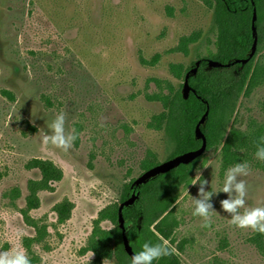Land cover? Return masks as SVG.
I'll list each match as a JSON object with an SVG mask.
<instances>
[{"label": "rangeland", "instance_id": "1", "mask_svg": "<svg viewBox=\"0 0 264 264\" xmlns=\"http://www.w3.org/2000/svg\"><path fill=\"white\" fill-rule=\"evenodd\" d=\"M215 39L212 0H0V252L15 248L37 256L38 264H91L98 214L120 204L127 183L171 159L170 99L186 70L215 53ZM249 69L258 80L238 102L242 129L248 118L264 126V48ZM61 113L66 133L74 129L77 137L67 152L43 144ZM220 150L205 152L193 172L214 193L210 226L193 215L199 183L192 180L176 203L175 239L187 240L179 264H264L254 231L231 225L220 206L228 198L220 192L227 170L246 163L249 174L237 178L247 187L240 212L264 207L263 161L229 162ZM33 161H50L62 172L29 213L46 229L43 237L20 213L28 181L40 178L28 168ZM64 199L74 209L59 223L53 207ZM115 221L100 222L96 237L111 251ZM102 264L117 262L111 256Z\"/></svg>", "mask_w": 264, "mask_h": 264}, {"label": "trees", "instance_id": "2", "mask_svg": "<svg viewBox=\"0 0 264 264\" xmlns=\"http://www.w3.org/2000/svg\"><path fill=\"white\" fill-rule=\"evenodd\" d=\"M213 26L216 31L215 53L206 58H199L200 66L195 76L188 79L192 92L185 99L178 89L171 97L165 118V132L172 147L170 158L194 151L201 146V141L195 138V128L200 119L207 112L201 131L206 138V151H217L221 147L224 160L234 162L241 156L245 159L256 158L255 153L260 140L264 137V126L259 125L252 118H248L245 128L236 126L237 107L241 95L246 90L250 92L252 83H256L258 76L255 73L249 77V68L255 56L264 48V0H212ZM256 14L255 28L257 34V49L255 56L243 67L239 64L230 67L209 68L207 60L222 65L231 64L234 60L245 59L253 44L252 17ZM155 56L148 64H154ZM192 64L191 68L194 67ZM188 68L184 74L191 69ZM228 70L236 74L229 76ZM204 155V154H203ZM203 155L192 163L180 164L173 170L149 179L139 187H132V182L124 186L120 204L127 200L133 192L138 193V199L130 206L123 208L126 236L135 254L142 251L144 243L163 244L172 254L154 260L152 264H179L178 254L182 253L187 240L177 243L175 233L180 221L175 214V206L181 191L188 188L193 180V172ZM264 165V161L261 162ZM29 169L39 172L38 180L27 183L25 207L20 211L24 223L36 229L38 237L46 234V229L38 227L29 213L40 207L38 194L49 189L51 182L59 181L62 172L50 161L30 162ZM19 197V191H16ZM119 204V205H120ZM117 206H108L98 214L95 221V231L91 238L90 250L95 256L91 264H102V260L113 256L117 264H131L129 257L123 250L122 235L118 228ZM74 204L64 199L53 207L59 223L70 219ZM115 217L114 249L96 242L100 233L98 224L105 219ZM264 235L254 232L252 242L264 256ZM33 241L26 240L27 245ZM30 264H38L40 259L31 255Z\"/></svg>", "mask_w": 264, "mask_h": 264}, {"label": "clouds", "instance_id": "3", "mask_svg": "<svg viewBox=\"0 0 264 264\" xmlns=\"http://www.w3.org/2000/svg\"><path fill=\"white\" fill-rule=\"evenodd\" d=\"M51 135L44 134L43 144L51 143L56 148L65 152L71 149L76 140L75 130L66 133L65 131V115L63 113L57 115L52 121ZM255 156L258 160L264 161V137L260 140ZM249 174V166L246 163H237L229 168L226 172L223 188L220 192L227 194L228 198L220 202L222 210L230 214V224L240 229H251L261 235H264V207H254L245 209L243 213L240 209L245 208V197L247 195V187L244 180L238 177L247 176ZM199 183L198 199H193L195 209L194 216H199L204 220V227L211 224V215L213 212V204L210 203L214 193L205 191L207 181H200L197 176L193 179V184ZM235 194V195H233ZM168 242L163 244L144 243L142 251L131 257V264H152L154 260L169 256L173 250L167 247ZM0 264H30V259L24 251L13 248L10 251L0 252Z\"/></svg>", "mask_w": 264, "mask_h": 264}, {"label": "water", "instance_id": "4", "mask_svg": "<svg viewBox=\"0 0 264 264\" xmlns=\"http://www.w3.org/2000/svg\"><path fill=\"white\" fill-rule=\"evenodd\" d=\"M255 21H256V14L254 11L253 17H252V28H251L254 39H253L251 51L248 54L247 58L237 59V60H234L231 64H226V65L219 64L212 60H207L208 67L209 68H222L224 66L230 67L231 65L234 66L236 64H240L241 66L246 65L255 56L256 49H257V34H256V28H255ZM199 66H200V61H196L194 64V67L190 69L188 73L185 75L183 85H182V90H181L185 99H187L189 93L192 92L188 79L190 76H195L197 74ZM206 116H207V112L203 115V117L200 119L199 123L196 125V128H195V138L201 141V146L198 149L184 153L180 156L173 157L153 167L152 169L146 171L139 178L133 181L132 187H139L140 185L146 183L151 178H154L160 174H165L173 170L174 168L178 167L180 164H184V165L190 164L195 159L201 157L205 153L206 147H207L206 138L201 131V127L205 122ZM137 199H138V193L133 192L132 195L127 200H125L119 205L118 212H117L118 228L120 229L121 235H122L123 250L126 253V255L129 257L130 261H131V257L135 253L133 252L129 244V241L127 239V236H126L125 220L123 218L122 211H123V208L132 206Z\"/></svg>", "mask_w": 264, "mask_h": 264}]
</instances>
